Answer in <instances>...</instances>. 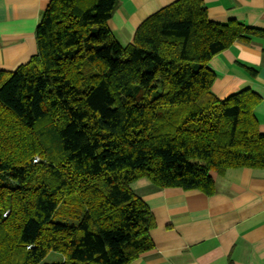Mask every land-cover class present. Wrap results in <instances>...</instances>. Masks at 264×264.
<instances>
[{"label": "trees", "instance_id": "trees-1", "mask_svg": "<svg viewBox=\"0 0 264 264\" xmlns=\"http://www.w3.org/2000/svg\"><path fill=\"white\" fill-rule=\"evenodd\" d=\"M117 0H50L37 53L0 67V264H128L154 248L155 216L132 188L215 192L211 172L264 168L251 88L219 98L209 62L264 28L212 21L176 0L123 46ZM255 73L256 71L253 70ZM77 223L54 220L63 203Z\"/></svg>", "mask_w": 264, "mask_h": 264}, {"label": "crops", "instance_id": "crops-1", "mask_svg": "<svg viewBox=\"0 0 264 264\" xmlns=\"http://www.w3.org/2000/svg\"><path fill=\"white\" fill-rule=\"evenodd\" d=\"M176 0H117L109 19L127 46L137 28ZM212 21H242L264 28V0H203ZM50 0H0V67L13 70L37 53L36 29ZM219 98L251 88L260 97L254 111L264 132V38L236 41L209 62ZM253 70L256 72L254 73ZM211 195L180 187L156 188L141 178L132 188L150 206L154 248L128 264H264V168L211 172Z\"/></svg>", "mask_w": 264, "mask_h": 264}, {"label": "rangeland", "instance_id": "rangeland-1", "mask_svg": "<svg viewBox=\"0 0 264 264\" xmlns=\"http://www.w3.org/2000/svg\"><path fill=\"white\" fill-rule=\"evenodd\" d=\"M81 206L77 203H72L69 206L61 204L53 215L54 220L64 221L69 223H77L78 218L76 216L81 215ZM63 254L57 251H50L46 257L41 261V264L45 263H57L61 262Z\"/></svg>", "mask_w": 264, "mask_h": 264}]
</instances>
